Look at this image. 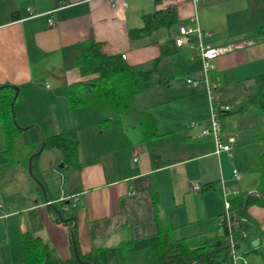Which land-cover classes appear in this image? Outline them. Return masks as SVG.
<instances>
[{"label": "crops", "instance_id": "obj_1", "mask_svg": "<svg viewBox=\"0 0 264 264\" xmlns=\"http://www.w3.org/2000/svg\"><path fill=\"white\" fill-rule=\"evenodd\" d=\"M227 1L205 0L196 7L201 28L209 32L203 40L214 46L233 45L214 60L212 78L219 84L215 99L221 102L230 97L229 88L264 72V40L249 37L256 26H249L241 10L226 6ZM163 8L175 12L173 23L130 36V29L142 26L144 14ZM52 10L53 23L48 24ZM192 12L189 0H0V85L18 86L14 116L20 127L28 126L22 127L23 139H33L32 125L43 136L77 129L80 167L64 163L52 148L49 155L38 156L33 172L62 215L75 216L79 255L106 249L101 254L112 264L110 256L119 255L121 244L134 243L125 264H148L149 248L138 242L152 236L158 226L190 247L202 246L220 233L223 194L246 192L264 200L258 164L264 138H259L262 133L255 124H246L244 130L229 128L221 117L230 113L220 116L223 138H233L230 155L214 153L211 137H193L199 127H188L191 120H206L208 113L205 92L191 90L183 78L200 75V60L185 46L174 44L179 24ZM12 13L18 15L16 19ZM89 38L101 41L103 52L123 53L127 62L143 70L153 69L156 60L154 78L166 81L137 94L132 111L114 117L105 128L90 107L70 111L65 95L66 84L81 78L73 59ZM180 91L190 93L170 98ZM144 108L153 115L158 136L142 139L139 113ZM3 145L0 126V150ZM7 168L0 172V208L4 209L0 210V264H22L19 241L24 230L46 239L56 256L69 260L73 221L56 220L31 177L27 196H15L10 203L15 215L24 213V219L16 224L4 219L9 215L2 202ZM195 180L201 183L198 191L191 189ZM72 195L77 196L73 207L65 203ZM248 213L257 223L237 240L236 250L249 264H264V205L252 204ZM254 239L258 242L252 245Z\"/></svg>", "mask_w": 264, "mask_h": 264}, {"label": "trees", "instance_id": "obj_2", "mask_svg": "<svg viewBox=\"0 0 264 264\" xmlns=\"http://www.w3.org/2000/svg\"><path fill=\"white\" fill-rule=\"evenodd\" d=\"M157 1V0H155ZM264 12V0H262ZM12 18L17 14L12 13ZM176 20V14L172 9H158L154 13L143 15V24L140 27L130 29V36H143L152 32L160 26H168ZM254 40H264V23L252 29L249 36ZM102 42L93 38L82 41L81 46L73 59L81 76L80 79L71 81L65 86V95L69 110L79 107H90L100 115L99 124L105 128L108 123L117 116L128 114L135 104V97L141 92L152 88L155 84H165L164 79H155L153 69L143 70L138 64H131L121 57L119 53H105L101 50ZM251 83L247 86V93L239 99H228L225 102L233 104L239 102L237 110L241 112L254 113L259 116L255 129L261 132L259 138H264V72L248 77ZM194 90V89H191ZM14 91L9 84L0 88V126L4 140L3 148L0 150V172L6 166L14 163H22L27 167L28 156L38 149L40 136L37 127L32 125L33 139H24L22 146H16L15 139L25 131L22 127L15 125L10 110V100ZM190 91H180L170 96L171 99L185 96ZM232 109L224 113H231ZM220 115V116H221ZM139 123L142 129V139L158 136L156 121L147 109H141ZM27 130V129H26ZM44 149H57L62 161L72 167H80L79 161V138L77 129L74 127L63 128L55 133L44 136ZM24 151L21 153V151ZM39 155L32 158V173ZM260 178L264 177V152L258 156ZM46 190V186L41 181ZM36 188L40 189L35 182ZM207 186V185H206ZM41 190V189H40ZM230 210L237 222L232 230L236 239H244L245 231L254 226L257 221L248 213V207L252 204L264 205V200L255 194L240 192L229 196ZM245 202V205H243ZM56 220L60 221L57 216ZM70 224L71 221H62ZM235 227L241 230L237 235ZM220 233L212 237L210 242L197 247H190L183 239H174L167 229L158 226L157 231L141 242L149 248L148 264H229L228 227L225 223L220 226ZM75 236V235H74ZM20 246L22 249V264H84L78 262L74 256L69 260H62L54 254V248L46 239L34 235L28 230L20 233ZM137 243V242H136ZM136 245L124 247L119 246V255L112 254V264H125L126 253ZM256 249V248H255ZM103 250L98 249L80 255L82 260L107 264L103 257ZM102 251V252H101ZM90 264V263H88Z\"/></svg>", "mask_w": 264, "mask_h": 264}, {"label": "built area", "instance_id": "obj_3", "mask_svg": "<svg viewBox=\"0 0 264 264\" xmlns=\"http://www.w3.org/2000/svg\"><path fill=\"white\" fill-rule=\"evenodd\" d=\"M193 5V12L188 17L186 22L179 24L177 34L174 36V44L176 46H185L191 51V53L198 57L201 65V73L198 77H186L184 84L191 89L201 88L207 95L209 115L204 121H191L188 124L189 128L199 127V130L193 137L210 136L213 143V152L218 154L221 151H227L230 155L232 137H228L227 140L223 138L222 126L220 122L221 113L230 110L229 103L221 102L215 99L214 89L217 84L210 82L209 72L214 69V60L222 53L229 50L233 45L214 46L203 40L204 35H208L209 32L204 31L198 20L197 4L204 2L205 0H189ZM50 11V16L47 18V23H53V13ZM124 58L125 54H121ZM137 160L138 157L133 158ZM233 176L239 177V174L233 169ZM201 188V183L197 180L191 184V189L198 191ZM64 198V197H61ZM77 196L72 195L68 197V202L73 207L75 206ZM224 211L220 216V226L225 223L228 227V248H229V264H249L246 257L238 253L236 250L237 239L234 235L232 227L234 226L233 213L230 210L229 196L223 194ZM264 242V241H263Z\"/></svg>", "mask_w": 264, "mask_h": 264}, {"label": "rangeland", "instance_id": "obj_4", "mask_svg": "<svg viewBox=\"0 0 264 264\" xmlns=\"http://www.w3.org/2000/svg\"><path fill=\"white\" fill-rule=\"evenodd\" d=\"M225 5L226 6H231V5L237 6L239 8V10H241V14L244 17L248 18V25L249 26H257V25H261L264 23V12L262 10V0H229L225 3ZM74 69L77 71L76 68H74ZM213 71H214V69L209 72V80H210V82L217 84V86L214 89V95H215V92L218 89L219 84L216 80H214L212 78ZM155 77H156V75H155ZM186 77H193V76H191L189 74L183 76L184 79ZM194 78H196V77H194ZM250 83H251V81L247 80L246 82L241 81L240 83H238L234 86H232V84H231L232 87L228 89L229 91H227V94L230 95V97H226L225 100H228V99H235L236 100V99L243 97L247 93V86ZM239 104L240 103L238 101L233 103L231 105L232 112L230 114L222 116L221 118H223L222 119L223 125L228 126L229 128L231 126H233L236 129L244 130L246 124H249V123H252L253 125L256 124L258 119H259V116L257 114H254V113L241 112V111L237 110ZM208 115H209V107H208L207 117H208ZM16 121H17V119H16ZM191 121H198V120H191ZM191 121H189V123ZM17 125L20 126L18 121H17ZM22 127H25V126H22ZM24 141L25 140L23 138H21V135H19L15 139V144H16V146L20 147L24 144ZM0 148H1V146H0ZM49 151H51V150L44 149L39 155L41 157H45V155H49V153H50ZM23 152L24 151L22 150L21 153H23ZM60 162L61 161L58 162V165ZM27 172L28 171L26 170V166H24L23 164L14 163V164L8 166V168L6 170L5 177L2 178L3 183L5 185L4 199L2 202H3V204H5L4 208H5L6 212H8V214H9L8 216H6L4 218V219H6L7 222H12L13 224H16L17 221H21L25 217L24 213L16 216L14 213L15 208H14V206L12 207V205L10 203L13 201V198L15 196L18 198H21V197L25 198L27 196L26 192L32 183L31 179H30V175H29V173L27 174ZM42 195H43V193H42ZM1 209H3V208L1 207L0 210ZM2 224H3V219L0 218V225H2ZM9 233H10V231H9Z\"/></svg>", "mask_w": 264, "mask_h": 264}, {"label": "water", "instance_id": "obj_5", "mask_svg": "<svg viewBox=\"0 0 264 264\" xmlns=\"http://www.w3.org/2000/svg\"><path fill=\"white\" fill-rule=\"evenodd\" d=\"M3 86H4V84H1V85H0V88L3 87ZM9 87H10L11 89H13V91H14V93H13V95H12V97H11V100H10V110H11L12 120H13V122L15 123V125H17L16 119H15V116H14V100H15L17 94H18V86L9 84ZM17 126H18V125H17ZM27 127H28V126H25V127H23V128H27ZM38 133H39V136H40V143H39L38 149H37L36 151L32 152V153L28 156V159H27V171H28L30 177H31V178H32V179H33V180L39 185V187H40V189H41V191H42V193H43L44 200H46L47 203L50 204V206L54 209V211H55V213H56V215H57V218H58L59 220H61V221H67V220H72V221H73V225H72L71 228H70V240H71V247H72L73 256L75 257V259H76L78 262H80V263H84V264H88V263H90V264H98L97 262L87 261V260H82V259L80 258V255H79L78 250H77L76 238H75V236H74V234H73V228H74V226H75V216H74V215H70V216H68V217H64V216L62 215L61 211H60V210H59V209H58V208H57V207H56L51 201L48 200V198H47V196H46V191H45L44 185H43L42 182H41L37 177H35V176L33 175V173H32V158H33L34 156H36V155H39V154L42 152V150H43V148H44V144H45L44 136L40 133V131H38ZM62 164H63V163L60 162V163H59V166H62ZM67 202H68V200L65 201V203H67ZM243 205H245V202H244ZM232 218L234 219L235 222H237V220L235 219V216H234V215L232 216ZM254 241H255V242H258L257 239H254V240L252 241V245H255V242H254Z\"/></svg>", "mask_w": 264, "mask_h": 264}]
</instances>
